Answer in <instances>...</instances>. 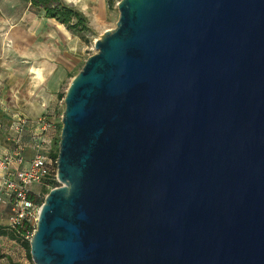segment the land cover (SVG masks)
Listing matches in <instances>:
<instances>
[{
    "label": "water",
    "instance_id": "obj_1",
    "mask_svg": "<svg viewBox=\"0 0 264 264\" xmlns=\"http://www.w3.org/2000/svg\"><path fill=\"white\" fill-rule=\"evenodd\" d=\"M70 81L34 264H264V0H120Z\"/></svg>",
    "mask_w": 264,
    "mask_h": 264
},
{
    "label": "crops",
    "instance_id": "obj_2",
    "mask_svg": "<svg viewBox=\"0 0 264 264\" xmlns=\"http://www.w3.org/2000/svg\"><path fill=\"white\" fill-rule=\"evenodd\" d=\"M61 2L86 17L92 29L115 15L113 0H61ZM77 44L79 47L83 45V39L78 34L56 19L46 17L44 10L33 6L31 0H0V83L32 82L35 85L34 91L25 101L21 100L23 97H20L21 95L8 94L5 90L0 92V127L7 133L5 138H0V155L12 149L15 131L11 130V127L16 125L21 117L29 119L27 126L20 133L28 160L34 154L33 135H42L36 139L46 138L47 135L54 136L56 129L42 130V124L38 119L48 112L47 108L51 106L53 95L58 94L44 92L41 83L58 82V69L53 73L49 72V69L52 65L56 67L65 65L62 60L53 58L52 53L56 51L62 59H70ZM47 145L45 144L46 147ZM4 211L5 214L8 211V215V207L2 205L0 219ZM0 239H2L0 264H10L8 258L14 256L12 254L17 256L14 249L18 247L9 237L1 236Z\"/></svg>",
    "mask_w": 264,
    "mask_h": 264
},
{
    "label": "built area",
    "instance_id": "obj_3",
    "mask_svg": "<svg viewBox=\"0 0 264 264\" xmlns=\"http://www.w3.org/2000/svg\"><path fill=\"white\" fill-rule=\"evenodd\" d=\"M113 1L118 7L120 0ZM28 122V118L21 117L17 124L11 127V130L15 131L13 147L0 155V207L5 205L9 209L4 224L8 227L27 226L26 237L31 240L38 225L42 206L34 198L38 193L33 189V185H40L53 179L58 182L59 180L58 161L51 155L55 135H47L43 139H36L42 136L41 134L33 135L34 154L30 160L27 159L20 133ZM38 122L42 124L44 131L50 128L57 130L55 123L46 117H40ZM45 144H48L47 147ZM59 184L62 185L60 182Z\"/></svg>",
    "mask_w": 264,
    "mask_h": 264
},
{
    "label": "rangeland",
    "instance_id": "obj_4",
    "mask_svg": "<svg viewBox=\"0 0 264 264\" xmlns=\"http://www.w3.org/2000/svg\"><path fill=\"white\" fill-rule=\"evenodd\" d=\"M118 18H119V11H118V7L115 5V15L108 17L100 25L96 26L95 29H92V27H90V30L85 32L87 38L86 40H83V45H81V47H79L78 44L76 45V50L70 59H62L59 55H57L58 53L56 51L52 53L53 58L62 60L65 65H63L62 67L59 66L56 67L52 65L50 67L51 69H49V72L52 73L56 69H58L57 71L59 72V74L57 75V77H59V80L58 82L44 81L43 83H41L43 85L42 90L44 92L48 91L52 93H57L58 95L64 93L65 96L68 85L72 80V78L74 77V75H76L82 69L87 58L97 52L94 46L95 40L98 39L105 31L116 28V23L118 21ZM34 86L35 85L32 82L31 83L15 82L9 84L7 81H3L2 83H0V92L2 90H5L8 94L14 93V94H18L19 96L21 95L20 97L23 96L21 100L25 101L28 100V97H30V95L34 91L33 90ZM58 95H53V100H51L52 101L51 106L47 108L48 112L46 114L41 115V117H45V116L49 117L47 119L51 122H54L55 124L61 122V116L65 108L64 98L60 99ZM6 136L7 133L4 131V129L0 127V138L2 137L5 138ZM40 186L41 184L33 185V189L38 194L40 193ZM7 212L8 211H6V214L5 211L3 212L5 215L2 214L1 216L2 219H0V223L4 224L6 222L5 220L7 217L6 216ZM2 239H0V241ZM19 249H20L19 256L18 257L15 256V259L18 258L23 259L22 261L28 264L29 262L27 261V257L24 249H22L21 247H19ZM10 250H12L11 247ZM14 251H16V248L14 249Z\"/></svg>",
    "mask_w": 264,
    "mask_h": 264
},
{
    "label": "trees",
    "instance_id": "obj_5",
    "mask_svg": "<svg viewBox=\"0 0 264 264\" xmlns=\"http://www.w3.org/2000/svg\"><path fill=\"white\" fill-rule=\"evenodd\" d=\"M32 5L41 8L44 10V15L48 18H54L60 23L64 24L69 30L78 34L83 40H86L85 32L90 30L88 25V20L84 17L79 11L66 6L61 2V0H31ZM60 99L64 98V93L58 95ZM62 124L59 122L57 124L56 134L53 139L51 155L54 159L58 160L59 153V141H60V132H61ZM59 182L55 179L46 181L40 186V193L34 198L40 203L43 204L46 195L55 188L59 186ZM27 226L24 227H8L5 224L0 223V237L6 236L9 237L12 241H14L17 245V257L19 256L20 249H24L28 264H34L32 256H31V246L30 239L26 237ZM13 252V250H12ZM14 256H10L8 258L10 264H27L23 263L18 259H15ZM16 257V258H17ZM23 260V259H22Z\"/></svg>",
    "mask_w": 264,
    "mask_h": 264
}]
</instances>
